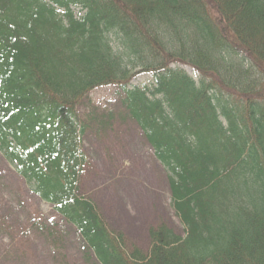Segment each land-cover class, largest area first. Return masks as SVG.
I'll return each instance as SVG.
<instances>
[{"label":"trees","instance_id":"obj_1","mask_svg":"<svg viewBox=\"0 0 264 264\" xmlns=\"http://www.w3.org/2000/svg\"><path fill=\"white\" fill-rule=\"evenodd\" d=\"M144 72L153 82L133 85ZM104 85L166 170L184 227L150 228L148 252L80 192L92 122L79 110ZM0 152L92 264H264V0H0Z\"/></svg>","mask_w":264,"mask_h":264},{"label":"rangeland","instance_id":"obj_2","mask_svg":"<svg viewBox=\"0 0 264 264\" xmlns=\"http://www.w3.org/2000/svg\"><path fill=\"white\" fill-rule=\"evenodd\" d=\"M81 13L77 7L75 14ZM186 69L196 76L192 68ZM151 79V74H141L133 84ZM89 97L92 105L85 101L80 108L86 121L92 122L83 135L88 164L81 193L92 199L111 231L123 233L128 248L135 244L148 252L153 225L164 223L183 234L171 205L167 173L139 126L119 116L122 109L115 88L98 87ZM110 110L114 119L105 121L111 127L97 133V123ZM89 112L99 117L88 118ZM89 256L76 227L40 198L0 152V264H92Z\"/></svg>","mask_w":264,"mask_h":264}]
</instances>
